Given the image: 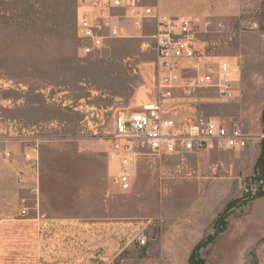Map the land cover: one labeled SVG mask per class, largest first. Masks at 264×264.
Instances as JSON below:
<instances>
[{"label":"rangeland","instance_id":"rangeland-1","mask_svg":"<svg viewBox=\"0 0 264 264\" xmlns=\"http://www.w3.org/2000/svg\"><path fill=\"white\" fill-rule=\"evenodd\" d=\"M148 2L214 20L201 39L235 65L238 96L201 89L190 104L252 141L144 156L122 192L106 157L112 114L146 99L150 30L82 57L76 0H0V79L28 87L5 95L22 100L5 115L45 129L38 195L18 181L22 159H3L0 141V264H264V0ZM233 11L237 21L221 17Z\"/></svg>","mask_w":264,"mask_h":264},{"label":"built area","instance_id":"built-area-1","mask_svg":"<svg viewBox=\"0 0 264 264\" xmlns=\"http://www.w3.org/2000/svg\"><path fill=\"white\" fill-rule=\"evenodd\" d=\"M150 0H76V34L80 55L88 57L113 39L147 37L142 51L153 48L156 60L146 99L130 107H117L106 157L109 176L122 192L132 189L135 166L147 155H179L211 149H243L253 136L238 124H229L199 112L190 103L201 89L216 91L224 101L238 96L236 67L215 54L201 37L211 32L214 20L200 15H172ZM222 26V23L218 24ZM28 87L0 79V141L3 159H22L18 181L39 194L42 125L8 117L22 100L6 97L25 94ZM27 207L24 208V213ZM141 244L146 239L140 240Z\"/></svg>","mask_w":264,"mask_h":264},{"label":"crops","instance_id":"crops-1","mask_svg":"<svg viewBox=\"0 0 264 264\" xmlns=\"http://www.w3.org/2000/svg\"><path fill=\"white\" fill-rule=\"evenodd\" d=\"M234 8H236L235 7V5H234ZM238 9H239V7H238ZM228 10V9H227ZM235 11L237 10V8L236 9H234ZM205 17H211V16H209V15H205ZM224 20L226 19H228V18H230V17H233L234 18V20H238L239 18L238 17H240L239 15H238V13L237 12H230V13H228L227 12V15L225 14V13H223V15L221 16ZM251 26H250V28L251 29H255V28H257V26H258V23L257 22H251Z\"/></svg>","mask_w":264,"mask_h":264},{"label":"trees","instance_id":"trees-1","mask_svg":"<svg viewBox=\"0 0 264 264\" xmlns=\"http://www.w3.org/2000/svg\"><path fill=\"white\" fill-rule=\"evenodd\" d=\"M263 160L261 159L260 160V167H262V171H263V162H262ZM262 178L264 179V172L262 173Z\"/></svg>","mask_w":264,"mask_h":264}]
</instances>
